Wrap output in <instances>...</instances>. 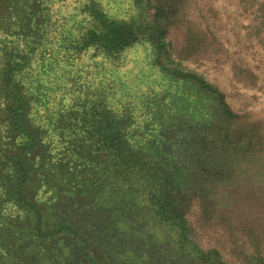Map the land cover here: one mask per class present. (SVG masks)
<instances>
[{
	"label": "trees",
	"instance_id": "16d2710c",
	"mask_svg": "<svg viewBox=\"0 0 264 264\" xmlns=\"http://www.w3.org/2000/svg\"><path fill=\"white\" fill-rule=\"evenodd\" d=\"M237 2L264 51V0ZM220 22L199 0H0V264H264V117L189 65L229 57Z\"/></svg>",
	"mask_w": 264,
	"mask_h": 264
},
{
	"label": "rangeland",
	"instance_id": "374dc122",
	"mask_svg": "<svg viewBox=\"0 0 264 264\" xmlns=\"http://www.w3.org/2000/svg\"><path fill=\"white\" fill-rule=\"evenodd\" d=\"M199 4L204 9L211 5L217 11L223 26L220 28L222 46L228 51L229 57L246 59L257 78L252 85H244L233 75L230 59L224 53L220 62L202 59L189 65L202 73L207 80L221 87L236 111L246 112L257 118L264 117V51L257 46L245 48L243 35L246 28L242 24H247V13L240 11L237 0H199ZM141 50L142 48H138L128 52L130 63L142 58Z\"/></svg>",
	"mask_w": 264,
	"mask_h": 264
}]
</instances>
